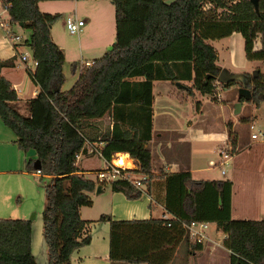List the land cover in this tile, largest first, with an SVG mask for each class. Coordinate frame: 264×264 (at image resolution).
<instances>
[{
	"label": "trees",
	"instance_id": "obj_1",
	"mask_svg": "<svg viewBox=\"0 0 264 264\" xmlns=\"http://www.w3.org/2000/svg\"><path fill=\"white\" fill-rule=\"evenodd\" d=\"M40 1L51 0H1L9 22L22 23L30 31L23 44L36 65L27 74L39 90L26 101L25 116L14 104L16 91L0 75V119L14 133L21 151L34 150L40 177L49 179L42 210L47 264H71L72 252L91 241V221L81 218L80 208L91 206L96 176L81 172L76 156L86 151L83 124L107 113H112L114 123L102 137V157L110 161L117 152L128 153L137 165L130 171L145 176L142 181L164 180V206L172 215L131 220L100 215L98 221L109 224L111 262L168 264L184 242L189 252L201 251L203 243L191 240L185 228L198 221L216 223L225 234L230 264H264V218H233L231 179L196 180L191 171L156 174L145 147L152 138L154 80L182 82L181 89L193 99L196 93L213 95L219 80L225 89L234 85L250 89L249 103H264V72L256 69L235 74L237 81L224 80L217 49L210 43L240 32L247 59L264 62V0H259V12L251 0H112L114 42L90 65L80 66L77 80L67 90H62L64 51L51 38L60 14L42 12ZM13 65L12 58L0 60V68ZM77 67L78 63L72 64L73 70ZM133 70L142 72L144 80L126 81ZM34 161L25 159L26 171H37ZM108 184L127 199L142 195L140 187L125 179ZM31 243L30 219L0 217V264H37Z\"/></svg>",
	"mask_w": 264,
	"mask_h": 264
},
{
	"label": "crops",
	"instance_id": "obj_2",
	"mask_svg": "<svg viewBox=\"0 0 264 264\" xmlns=\"http://www.w3.org/2000/svg\"><path fill=\"white\" fill-rule=\"evenodd\" d=\"M56 1L62 0L38 2L39 10L46 13H52V10H48L47 8L58 4L54 3ZM63 13L65 14L66 12ZM0 19L3 21H9L7 8L1 2V0ZM112 23L113 19L111 23H109V26L103 29L99 37H94V41L92 39V42H89V36L81 37V34L79 35L80 32L83 33L84 30L82 29L78 33L80 37L78 36V42L75 45H71L70 43L64 41L60 42V39L58 40L55 37L53 26L51 27L52 40L64 51V63L70 62L72 59H77L78 57L81 58V60H74L73 62L78 63V68L77 71L73 70L72 79L68 81L69 85H73L77 80L82 63L86 61L91 62L93 59L97 57L99 58L100 55L105 52L104 49L107 46V42H101L106 37L104 30L108 32L112 28L111 31L113 32ZM9 26L12 33L14 35H19L22 41L19 43L9 42L4 35L3 29L0 27V60L12 58L14 64L13 66L1 67L0 75L5 77L11 83L18 97L14 104L21 114L27 116L28 110L26 107V101L35 97L39 88L32 82L31 78L27 74L28 70L32 71L34 69L30 59L28 58L25 62L21 60L22 54H27L29 56L32 55L29 48L23 44V41L28 37L19 33V30L23 28L19 24L10 23ZM84 26L85 22L82 28ZM210 42L217 49V63L221 68L235 73L242 72L244 69H250L251 71H247L248 73H253L256 69H261V71L264 72L263 61H250L247 59L245 51V38L242 33L234 32L230 36L218 40H210ZM66 78L67 77H65V81ZM144 78L145 77L142 72L133 70L127 74L125 80L129 82H139L144 80ZM180 83L182 84V82ZM185 83L191 84L190 82ZM232 88L236 90V94H233V91L230 95L226 94L222 101H226L227 103L224 105L220 104L218 106V109L223 112V114L219 117L222 126L221 128H216L213 123H210L214 122L216 118H210V120L208 119L209 110L207 107L209 104L206 102L203 103L201 99L203 96L202 94L196 93V97L193 99L187 95L186 91L181 89V87L178 85V82H173L171 80L153 81L152 138L148 143L145 144V147L151 152L154 173L158 174L160 171L166 173L191 171L193 178L196 180L221 179L215 177L204 178L196 176V174L205 172L211 168L196 166L197 158H199L200 155L204 154L205 152L204 147L206 142H211L214 144V153L217 154L216 159L212 158L209 160L211 165L220 163L223 156V150L229 151L233 156H237V154H240V152L244 153L247 148H251L255 144H258L257 146L261 145V147L258 149H254L252 152L248 153L246 157L243 156L241 159H239L237 167L244 170L249 169L250 172L254 173L258 170L264 172V129L260 131L263 134L262 139H260L261 137L259 138L260 140H253L252 138H249L241 148L242 141H239L240 131L237 129L238 122L236 120H231V122L228 121V117L234 118L233 111L235 109L237 111V104L241 103V109L238 112L242 113L247 108H250L252 111V117L248 119V123L250 125H255L256 122L261 126V123H259V121L261 122V118H259V115L254 114L253 109L257 108L256 112H260L264 108V103H262L260 106H256L253 103H249L247 99L243 101L240 100L241 96L239 93V85H234L231 88L224 89L226 92H228L233 90ZM67 89L69 88L62 87V90ZM222 101L218 100V102ZM193 102L201 103L199 107H197V105L195 106L198 113L196 121L191 119L194 107ZM237 120H239L238 117ZM113 123L114 121L112 118V113H107L100 118L91 119L87 123L83 124V132L86 136V151L83 154L92 156L91 154L94 153H90V149L93 148L94 150H101L104 147L105 141L102 140V137L112 131ZM230 128L233 133L232 136L230 135ZM130 134L133 135L134 131H131ZM233 138L236 139L235 145L232 144ZM14 140V133L8 127H6L0 119V217H4V215H6L8 217L26 218L28 213L26 208H24L22 202L17 201L19 199L22 200L24 196L23 184L26 182L29 186H31V184H33V180L30 177L40 176V173L37 171L28 172L25 170V159H36L35 152L21 151L14 143ZM116 154H122V156L120 155L121 157L124 155L129 156L128 153L122 152H117ZM101 158L105 164V159L103 157ZM129 158L132 163L131 169H137V165L134 163V160L130 156ZM101 167L92 169L98 170ZM88 171H90L89 168H82L81 170V172H83L85 175H87L85 172ZM234 174L235 173H231L230 178L235 184L233 180L235 179ZM133 175L134 177L137 175L140 176L139 173H133ZM252 177L254 180H256L255 182L259 181L262 183V177ZM136 178L140 179L139 177ZM45 184L46 182L44 181V185ZM102 187L103 186H101L100 192L103 190ZM256 187L257 189L255 190L253 188L252 191H254L257 197L261 200L258 203L257 210L254 213L262 215L264 214V203H262V200L264 199V186L257 184ZM140 189L142 190L143 195L146 196L145 200H140V198L135 200L127 199L123 193L111 191L109 196V206H105L104 208L100 207V214L95 215V217L99 218L102 214L110 215L112 218L118 220L172 217V215L168 213L164 206V180L154 178L149 181H141ZM85 207H89V209L94 207L93 201L91 206H83L80 208V215L84 220L96 221V218H89L91 216L88 215L91 214V211L85 209ZM235 212V205L232 199V216ZM99 222H91V241L89 244L81 246L72 252L71 263L72 261H80L84 258H89V260H92L93 263L101 262V264H108L110 262L109 224L108 222H103L101 224ZM217 231V237H219V233L222 231L218 229ZM205 243L203 244L204 248L198 252H189L187 248H183V243H181L177 247L172 260L168 262V264H205L204 260L211 262L212 259L216 260L218 255L217 253L220 250V243H218L212 237H210ZM223 248L229 254L230 259V251L225 248L224 245Z\"/></svg>",
	"mask_w": 264,
	"mask_h": 264
},
{
	"label": "rangeland",
	"instance_id": "obj_3",
	"mask_svg": "<svg viewBox=\"0 0 264 264\" xmlns=\"http://www.w3.org/2000/svg\"><path fill=\"white\" fill-rule=\"evenodd\" d=\"M112 0H62V1H56L55 4L52 7H48V10H52V13L59 12L60 16L59 18L54 22L53 26V32L55 34V37L60 41H64L67 43H70L71 45H75L78 42V36L80 35L81 37H87L89 36L88 40L89 42H92V39L94 41V37H99L100 33L103 31L105 27L109 26V23H111L113 19V32L109 30L108 32L106 30V37L103 39L101 43L104 41L107 42V46L104 49L106 51L107 49H110L112 43L114 42L115 38V27H114V7L111 2ZM63 12H66L65 14ZM69 12V13H68ZM68 14L74 15L77 19H82L85 22V26L82 28L84 31L83 33L78 34H70L68 30L66 29L64 25V19ZM19 33L23 34L26 37H29L30 31L28 29L22 28L19 30ZM79 36V37H80ZM211 43V42H210ZM95 45V44H94ZM96 46V45H95ZM74 55V54H73ZM102 55V54H101ZM100 55V56H101ZM77 56V55H76ZM98 56V55H94ZM98 58V57H97ZM74 60H81L80 57L77 59H72L70 62H65L63 66V72L65 73L66 81H64L63 88H70L68 81L72 79V73H73V68L72 64ZM78 68V67H77ZM77 68L75 69L77 71ZM261 70V69H260ZM229 71V70H228ZM251 71L250 69H244L242 72H231L232 74H242L246 72ZM63 73V74H64ZM233 90H230L228 92L225 91L223 87L220 89V100L222 101L225 97V95H230L233 91V94H236V90L232 88ZM202 101L203 103H208L209 106L207 109L209 110L208 112V119L210 118H216L213 123L216 128H221L222 123L219 119V117L223 114L220 109H218L220 104H226V101L218 102V99H215V94H205L202 96ZM196 102H193V111L191 115V119L196 121V117L198 116L197 109L195 108ZM262 109V108H261ZM227 111V110H226ZM257 108L253 109V112L255 115H259V118H261V126L258 125V123L255 122V129L251 130L249 127L248 119L251 118L252 111L250 108H247L244 110V112L239 113L236 111V109L233 111L234 118L233 117H228V121L231 122V120H236L238 122L237 129L240 131V140L242 141L241 143V148L244 146V143L247 142V140L250 138L251 139V133H259L264 129V108L260 112H256ZM259 111V110H258ZM227 113V112H226ZM228 114V113H227ZM237 117L239 120H237ZM264 131V130H263ZM262 139V138H260ZM259 139V140H260ZM260 142V141H258ZM258 144L253 145L251 148H247L244 153L240 152V154H237V156L231 157L229 161V165L225 166V173H222L221 166L219 164L216 165H211L209 163V160L214 158L216 159L217 154L214 152V144L211 142H206L205 143V152L204 154L200 155L199 158H197V165L200 167H211L210 169L206 170L205 172H201L199 174H196L197 177H215V178H221V179H231L230 174L235 173L234 177L235 179L234 182V191H233V201L235 205V210L236 212L234 213L235 219H262L264 218V214H256L254 213L257 210V205L260 202L261 199H259L254 191L252 189L254 188L255 190L257 189L256 185H262L264 186V172L263 171H256L250 172L249 169L244 170L242 168L239 169L237 167L239 159H241L243 156L246 157V155L254 149H258L261 147V145L257 146ZM262 149V148H260ZM27 152H33V149H29ZM229 152V151H228ZM261 153V152H260ZM92 156H87L85 154L80 155L79 158L76 161L77 167L82 170V168H89L90 171L85 172L90 178H94L96 176L97 170L92 169V168H99L101 166H104L105 164L102 161V158L97 155V153L91 154ZM241 155V156H240ZM259 155V153H258ZM122 156V155H121ZM217 161V160H216ZM235 166H234V165ZM159 173V172H158ZM252 176L255 177H262V183L253 179ZM141 178L140 176H136ZM33 180V184L29 186L26 182L23 184V189H24V196L21 199H19L17 202H22L24 208L27 210V217L26 219L31 220V227H32V253L36 259L37 264H47L48 263V258H47V247L42 235V210L44 208L45 204V193H44V181L46 183L49 182L48 178L45 177H30ZM256 179V178H255ZM254 180V181H253ZM258 180V179H257ZM143 187V186H142ZM103 190L102 192L97 193L96 189L90 193V197L93 201L94 207L90 208L85 207V209H88L91 211V214L88 216H91L89 218H96V221H91V222H99L98 217H95V215L100 214L99 211L101 210L100 207L104 208L105 206H109V196L111 193V189L109 187V184H104L103 185ZM264 194V193H263ZM145 195H142L139 197L140 200H145ZM262 203H264V199L262 200ZM261 206V205H260ZM259 206V207H260ZM92 209V210H91ZM87 211V210H84ZM1 214V213H0ZM84 214V213H83ZM85 215V214H84ZM4 215L2 218H19V217H8ZM106 222V221H101L99 222L100 224ZM91 232V230H90ZM208 236L209 238L212 237L214 240H216L218 243H220V250L217 253V259L214 260L212 259L211 261H206L204 260L205 264H230V259H229V254L227 251L223 248V240L225 238V234L223 232L219 233L217 231V225L216 223H210L209 229H208ZM207 244V243H205ZM183 248H187L188 250V244L186 242L183 243ZM110 261V260H109ZM94 263H99L101 262H94ZM92 260H89V258H84L80 261H72L71 264H94ZM108 264H128L127 262H109ZM140 264H146V263H140Z\"/></svg>",
	"mask_w": 264,
	"mask_h": 264
},
{
	"label": "built area",
	"instance_id": "obj_4",
	"mask_svg": "<svg viewBox=\"0 0 264 264\" xmlns=\"http://www.w3.org/2000/svg\"><path fill=\"white\" fill-rule=\"evenodd\" d=\"M84 24L83 20L77 19L74 15L68 14L64 19V25L68 32L70 34H78L82 30V26ZM10 22L9 21H3L0 19V27L4 31V35L6 39L11 43H19L21 42V37L19 35H14L12 31L10 30ZM30 59L31 64L35 67L36 61L33 59L32 55L29 56L27 54L21 55V60L25 62L27 59ZM83 65H90L91 62H84ZM222 87L221 81L216 82V90L214 92L215 99L220 100V89ZM250 129L254 130L255 125L251 124ZM263 134L262 132H259L258 134L253 132L251 134V138L253 140H257L260 137L262 138ZM90 153H97L98 156L102 157V154L100 150H94L93 148L89 150ZM83 154L81 151L77 156L76 159L79 158V156ZM122 154H115L114 157L110 161L105 160V165L97 170L96 172V183L97 185H101V183H110L116 179H125L132 183L136 187H140L141 181L145 179V176L141 175V178L138 179L134 177L133 173L130 171L131 167H126L124 165H119L116 163L114 159H118ZM222 159L219 163V166H221L222 173H225V166L229 165V161L232 157V154L228 151L223 150L222 151ZM126 158L130 160L129 156L125 155ZM216 165V163L214 164ZM133 170V169H131ZM39 173V170H37ZM209 222H198L194 221L188 225L185 226L187 233L189 234V237L191 240L197 241L199 243H205L208 239V229H209Z\"/></svg>",
	"mask_w": 264,
	"mask_h": 264
},
{
	"label": "water",
	"instance_id": "obj_5",
	"mask_svg": "<svg viewBox=\"0 0 264 264\" xmlns=\"http://www.w3.org/2000/svg\"><path fill=\"white\" fill-rule=\"evenodd\" d=\"M251 2L253 3L255 9L257 12L260 11V7H259V0H251ZM22 27V23L19 24ZM221 78H223L224 80H228V81H237V77L236 75L232 74L231 72H229L227 69H222L221 71ZM179 86H182V84L180 82H178ZM239 93L241 97H245L246 99H251V90L245 87H240L239 89ZM241 109V103L237 104V112ZM33 166L36 170H39L41 167L40 161L38 159H35ZM101 190V185H97L96 187V192H100Z\"/></svg>",
	"mask_w": 264,
	"mask_h": 264
},
{
	"label": "bare ground",
	"instance_id": "obj_6",
	"mask_svg": "<svg viewBox=\"0 0 264 264\" xmlns=\"http://www.w3.org/2000/svg\"><path fill=\"white\" fill-rule=\"evenodd\" d=\"M119 160L115 159L116 163L119 164V165H124L126 167H131L132 166V163L131 161H129L126 156L124 155L123 157H119L118 158Z\"/></svg>",
	"mask_w": 264,
	"mask_h": 264
}]
</instances>
